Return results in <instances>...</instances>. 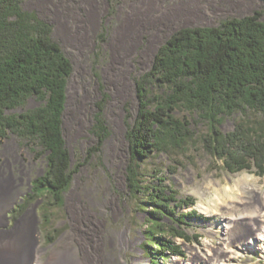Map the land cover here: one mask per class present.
I'll use <instances>...</instances> for the list:
<instances>
[{
  "label": "rangeland",
  "instance_id": "rangeland-1",
  "mask_svg": "<svg viewBox=\"0 0 264 264\" xmlns=\"http://www.w3.org/2000/svg\"><path fill=\"white\" fill-rule=\"evenodd\" d=\"M21 7L53 26L52 38L71 61L73 71L67 83L62 132L70 167L76 168V172L63 193L62 209L47 211L46 199L32 200L28 196L34 177L43 171L41 147L11 133L1 139L0 184L6 181L17 191L5 210L0 232L12 230L26 215H31L41 236V260L54 250L73 248L88 264H150L143 250L141 225L145 214L135 211L126 181L130 153L125 134L138 107L135 80L150 70L159 46L175 31L215 27L226 19L244 17L255 10L261 11L264 21V3L21 0ZM97 103L102 105V131L95 127ZM40 104L32 99L13 112ZM177 114L191 122L200 138L207 133L205 122L193 118L191 113L181 110ZM239 120L255 125L258 116L250 111L226 116L221 120V129L228 132ZM10 145L12 151L7 150ZM173 159L161 152L152 158L155 164H150L147 171L153 174L159 168L162 173L158 176L179 197L195 199L194 205L182 210L196 209L207 220H187V232L197 235V240L176 239L184 256L167 254L161 264H264V238L256 239L258 233L252 232V227L257 226L255 221L259 224L254 215L264 212L258 191H264V175H256L254 168L228 172L221 160L202 148L201 140L178 156L179 164ZM245 184L249 189L244 191ZM25 201L28 203L19 212ZM232 216L243 218L235 220L226 236L224 224ZM46 218L51 219L49 227L44 225ZM221 245H227L222 250H231L232 256L226 258L217 252ZM211 254L216 255L215 261ZM196 257L206 258L207 262H196Z\"/></svg>",
  "mask_w": 264,
  "mask_h": 264
},
{
  "label": "trees",
  "instance_id": "trees-1",
  "mask_svg": "<svg viewBox=\"0 0 264 264\" xmlns=\"http://www.w3.org/2000/svg\"><path fill=\"white\" fill-rule=\"evenodd\" d=\"M261 15L255 10L215 27L175 31L159 46L150 70L135 80L138 107L125 134L130 153L126 181L135 211L145 214L143 250L150 264H161L167 254L184 256L176 239L198 238L187 232V220H207L196 209L182 210L194 205L195 199L179 197L158 176L159 168L149 174L147 168L155 164L152 158L163 152L179 164L178 156L201 140L202 148L221 160L228 172L254 168L256 175H264ZM52 31L49 22L24 10L21 0H0V141L11 133L41 147L43 171L34 177L28 196L46 199L47 211L62 209L63 193L76 172L70 167L62 132L73 67ZM29 99L41 104L13 112ZM96 106L95 127L102 131V105ZM181 110L205 122L208 131L202 138L190 121L178 116ZM247 111L258 116L255 125L239 120L232 130L221 129L226 116ZM24 203L19 212L28 202ZM50 221L44 220L45 227Z\"/></svg>",
  "mask_w": 264,
  "mask_h": 264
},
{
  "label": "bare ground",
  "instance_id": "bare-ground-1",
  "mask_svg": "<svg viewBox=\"0 0 264 264\" xmlns=\"http://www.w3.org/2000/svg\"><path fill=\"white\" fill-rule=\"evenodd\" d=\"M13 145L15 146V144ZM7 150L12 151L13 146H8ZM248 187L249 186L246 185L244 187V191L245 189H249ZM254 189L256 190V187ZM16 191L17 190L15 189V187L11 186V184L6 181L0 184V225H2L4 221V213L9 204V201L11 200ZM258 191H260V199H262L264 203V191H261L260 189H258ZM254 216H257L259 224H257V222L255 221V224L257 225L256 227H258V231L256 227H252V232L258 233L256 239L258 238L262 240L264 238V212H258L257 215ZM240 218L243 217L232 216L227 218L224 224L226 227V229H224L226 232V236L227 231L234 226L235 220H239ZM252 232L250 235L254 237ZM244 233L245 235L248 234L247 231ZM244 233L240 234L239 237L242 236ZM39 239H41V236L39 230L35 226L34 217H32L31 215H26L20 221V223H18L12 230L7 232H0V264H88L87 260L84 257H79L78 251L73 248H60L58 250H54L45 260H41L40 254L43 249L39 246ZM253 241H255V239ZM224 246L227 247V245ZM226 247H223V245H221L218 249H216L217 252L219 251V253L222 254V256L228 258L232 255L230 254L231 250L230 252L227 250H222V248L225 249ZM197 256L199 255L197 254ZM212 256L214 258L213 261H215L216 255ZM198 259L199 261H201V263L207 262L206 258L202 259L201 257H196V262Z\"/></svg>",
  "mask_w": 264,
  "mask_h": 264
},
{
  "label": "water",
  "instance_id": "water-1",
  "mask_svg": "<svg viewBox=\"0 0 264 264\" xmlns=\"http://www.w3.org/2000/svg\"><path fill=\"white\" fill-rule=\"evenodd\" d=\"M258 1L264 3V0H258ZM30 100H32V99H29L28 101H30Z\"/></svg>",
  "mask_w": 264,
  "mask_h": 264
}]
</instances>
